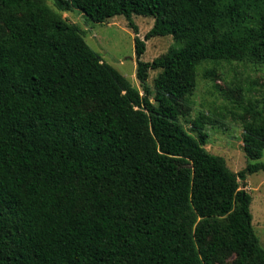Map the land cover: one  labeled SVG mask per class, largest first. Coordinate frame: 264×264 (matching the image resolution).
Returning a JSON list of instances; mask_svg holds the SVG:
<instances>
[{
    "label": "trees",
    "instance_id": "16d2710c",
    "mask_svg": "<svg viewBox=\"0 0 264 264\" xmlns=\"http://www.w3.org/2000/svg\"><path fill=\"white\" fill-rule=\"evenodd\" d=\"M53 1L0 0V264H264L240 185L264 170V103L243 108L238 172L206 149L214 117L181 121L204 62L264 66V0ZM73 8L127 18L143 93ZM133 14L179 46L142 60Z\"/></svg>",
    "mask_w": 264,
    "mask_h": 264
},
{
    "label": "rangeland",
    "instance_id": "374dc122",
    "mask_svg": "<svg viewBox=\"0 0 264 264\" xmlns=\"http://www.w3.org/2000/svg\"><path fill=\"white\" fill-rule=\"evenodd\" d=\"M45 1L56 9L53 0ZM61 14L68 22L81 28L88 44L102 55L104 61L118 69L143 93L137 78L136 32L124 15H116L101 23L74 8ZM133 21L138 26V36L145 39L154 24V17L133 14ZM145 40L146 50L141 57L144 61H150L168 52L171 47L179 46L171 34L151 36ZM159 72V69L149 70L148 83L153 90V101L154 79ZM256 102L261 106L264 103L263 65L242 61L204 62L198 70L196 89L190 96L192 109L181 117V121L187 130L196 135L190 121L200 112L214 117L217 123L206 127L209 133L206 149L224 156L230 168L238 172L248 163L241 115L244 114L245 106ZM260 161L264 162V154ZM240 185L253 197L252 224L264 246V170L249 174L246 181H240Z\"/></svg>",
    "mask_w": 264,
    "mask_h": 264
}]
</instances>
